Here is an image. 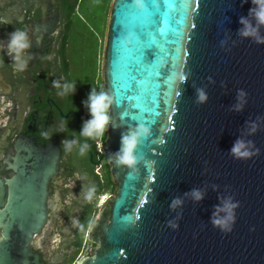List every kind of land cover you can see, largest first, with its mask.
<instances>
[{
	"label": "water",
	"instance_id": "obj_1",
	"mask_svg": "<svg viewBox=\"0 0 264 264\" xmlns=\"http://www.w3.org/2000/svg\"><path fill=\"white\" fill-rule=\"evenodd\" d=\"M262 9L264 0H111L101 153L114 190L76 264H264ZM133 133L127 165L122 136ZM59 159V149L15 157L32 163L0 197V264H40L30 242L49 225Z\"/></svg>",
	"mask_w": 264,
	"mask_h": 264
},
{
	"label": "flooded vegetation",
	"instance_id": "obj_2",
	"mask_svg": "<svg viewBox=\"0 0 264 264\" xmlns=\"http://www.w3.org/2000/svg\"><path fill=\"white\" fill-rule=\"evenodd\" d=\"M81 1L0 0V197L9 198L21 169L24 174L30 171L31 160L15 161L18 154L42 157L60 150L57 171L47 183L49 225L30 242L40 264L51 259L48 235L72 209L77 184L88 185L84 167L104 172L107 159L98 152L102 136L84 135L92 118L81 108L69 74V36ZM15 29L27 33L29 47L20 54V61L26 62L23 71L15 68V53L8 54L9 34ZM22 140L35 144L20 145L27 150L18 151L15 143Z\"/></svg>",
	"mask_w": 264,
	"mask_h": 264
},
{
	"label": "rangeland",
	"instance_id": "obj_3",
	"mask_svg": "<svg viewBox=\"0 0 264 264\" xmlns=\"http://www.w3.org/2000/svg\"><path fill=\"white\" fill-rule=\"evenodd\" d=\"M111 0H82L79 4L78 11L87 14L86 17H83L82 20L85 23V29L90 32L88 35L81 36L77 32V25H75V30L71 31L69 36V50L68 55L70 58V76L74 84V88L76 90V96L79 99V103L81 108L89 116L92 117L89 107L86 106V103L90 104L89 95L94 91L96 94H99L102 91L101 86V78L100 83L91 82V76L93 73V69L95 68V52L97 49V41H95V36H98L101 32H104L106 29V21L108 10L110 6ZM107 9V15L104 16V11ZM74 22L77 23L78 17L75 16ZM74 23V24H75ZM93 33H95L93 35ZM103 40L102 38V47L101 53L99 55V70L101 68V57L103 50ZM101 87V88H100ZM96 172H100L98 168L95 169ZM89 179V177H87ZM112 193H104L100 196L98 200L97 206L100 207L102 202L106 200ZM85 199V194L81 193L77 197V203L73 205L70 210V218L68 220L62 217H59V226L57 230H54L53 233L48 235V239L46 242V251H51V260L54 262H58L64 258V255L70 254L72 251V247L69 246L71 242V237L73 235V231L78 223V216L81 212V204ZM82 202V203H81ZM88 233V231H87ZM87 233L85 235V239L82 243V249L78 252L75 257V261L73 264L85 255L90 253V248L93 245L89 244L87 239ZM71 263V264H72Z\"/></svg>",
	"mask_w": 264,
	"mask_h": 264
},
{
	"label": "trees",
	"instance_id": "obj_4",
	"mask_svg": "<svg viewBox=\"0 0 264 264\" xmlns=\"http://www.w3.org/2000/svg\"><path fill=\"white\" fill-rule=\"evenodd\" d=\"M106 15H107V9L104 11V16L106 17ZM86 16H87L86 13H84L83 15V12H80V11L78 12L77 17L79 21L77 23L73 22L75 24H72L70 33L71 31L75 30V27H74L75 25H77L78 27L77 32L79 35L85 36V34L88 35L90 33L85 29V23L82 20V18ZM94 34L95 33H93V35ZM94 36H95V41H97V49L95 52V68L93 69V73L91 76V82H93V84L94 83L96 84L97 82L100 83L99 55L101 53L102 38L104 36V32H101L100 34H98L97 37L96 35ZM73 88H74V84H73ZM104 138H105V133L101 137V143H100L101 145L104 142ZM98 152L101 154L99 149H98ZM103 159H106V156H104ZM93 167L94 166L84 167L85 174L87 177H89V179H87L86 181L88 185L85 186V188H81L80 183L77 184V187H76L77 192H75V196L73 197L72 202H71V205L73 207V205L77 203L76 201H77V197L79 196V193L81 194V191H83L82 193L85 194V199L83 203L81 202L82 208L78 216V223L73 231L71 242L69 243V246L72 247V251L70 254H67V255L65 254L64 258L58 262H54L50 259L46 261L45 264H71L73 261H75L74 259L76 255L82 249V243H83V240L85 239V235L97 215V212L99 209V206H97V204H98V200L100 196L103 195L104 193H113L114 185L111 183L109 179L108 167H107L106 162L104 163V169H105L104 172L95 173ZM70 214L71 213L69 209L64 214L65 220L66 219L68 220V218L71 217ZM89 244L93 245L90 242Z\"/></svg>",
	"mask_w": 264,
	"mask_h": 264
},
{
	"label": "clouds",
	"instance_id": "obj_5",
	"mask_svg": "<svg viewBox=\"0 0 264 264\" xmlns=\"http://www.w3.org/2000/svg\"><path fill=\"white\" fill-rule=\"evenodd\" d=\"M141 0H135V3L139 4ZM260 20L264 22V9L257 13ZM10 40L7 45L8 54L11 55L15 53L13 59L16 61L15 68L23 71L26 62L20 61L21 52L29 47V44L26 43L27 33L22 29H15L10 34ZM183 79V78H182ZM90 104L86 103V106L89 107L92 114V119L88 121L84 127V135L88 137H100L105 131H107L109 116L107 115V109L111 103L110 97L105 94L104 91H101L99 94H96L94 91L89 95ZM147 131V129H143ZM137 135L138 133H133L131 137L122 136V143L125 147L122 148L123 155L120 156V162L133 165L135 163V157L133 156V149L137 144Z\"/></svg>",
	"mask_w": 264,
	"mask_h": 264
},
{
	"label": "built area",
	"instance_id": "obj_6",
	"mask_svg": "<svg viewBox=\"0 0 264 264\" xmlns=\"http://www.w3.org/2000/svg\"><path fill=\"white\" fill-rule=\"evenodd\" d=\"M101 147H102V145H101V144H98V149H99V150H101V149H100Z\"/></svg>",
	"mask_w": 264,
	"mask_h": 264
}]
</instances>
